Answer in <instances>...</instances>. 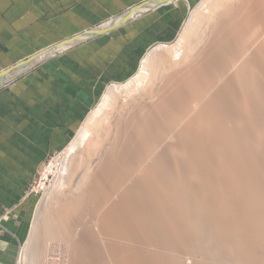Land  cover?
I'll return each mask as SVG.
<instances>
[{"label":"bare ground","instance_id":"obj_1","mask_svg":"<svg viewBox=\"0 0 264 264\" xmlns=\"http://www.w3.org/2000/svg\"><path fill=\"white\" fill-rule=\"evenodd\" d=\"M66 149L64 200L42 231L64 240L69 264H210L195 260L198 245L226 264H264L250 245H264V0L201 1Z\"/></svg>","mask_w":264,"mask_h":264},{"label":"crops","instance_id":"obj_2","mask_svg":"<svg viewBox=\"0 0 264 264\" xmlns=\"http://www.w3.org/2000/svg\"><path fill=\"white\" fill-rule=\"evenodd\" d=\"M194 2L0 0V264H17L38 204L26 189L45 161L110 84L177 39Z\"/></svg>","mask_w":264,"mask_h":264},{"label":"rangeland","instance_id":"obj_3","mask_svg":"<svg viewBox=\"0 0 264 264\" xmlns=\"http://www.w3.org/2000/svg\"><path fill=\"white\" fill-rule=\"evenodd\" d=\"M201 1L203 0H195L194 4L192 5L191 7V11H190V14H189V17L187 19V22L185 23L183 29L181 30L180 34L182 33V31L184 30V28L186 27V25L188 24V21L190 19V17L192 16V13L193 11L198 7V5L201 3ZM179 34V36H180ZM178 36V37H179ZM177 37V38H178ZM177 39H175L174 41L170 42V43H160V44H172L173 42H175ZM160 44L158 45H155V47H153L152 49L156 48L157 46H159ZM151 49V50H152ZM151 50H149L148 52H150ZM148 52L147 54L145 55V57L148 55ZM144 57V58H145ZM143 58V59H144ZM143 61V60H142ZM142 65V63H141ZM140 65V67H141ZM140 67L139 69L137 70V72L140 70ZM136 72V73H137ZM135 73V74H136ZM134 74V75H135ZM128 80V79H127ZM126 81V80H125ZM125 81H122V82H116V83H124ZM112 84L109 85V87L105 90V93L103 94V96L100 97L97 105L94 107L95 109L97 108V106L103 102V99H104V96L107 92V90H109L110 86ZM93 108V110H94ZM92 110V111H93ZM91 111V112H92ZM91 112L89 113V115L91 114ZM88 115V117H89ZM87 117V118H88ZM86 118V119H87ZM85 122V121H84ZM84 124V123H83ZM82 127V125H81ZM81 129V128H80ZM79 129V130H80ZM79 130L77 131L76 135L73 137V139L70 141V143L67 144V146L64 148V153H63V157L60 158L61 161H56L58 163L57 165V169L55 170L56 172H53L54 174V178H53V182H52V186L50 187V189L45 193L43 194L41 197H36L37 199H35V201L38 200V204L39 202L44 198L45 195H47V193H49L50 191H52V189L55 188V191L53 193V196H52V199L54 197V200H52L51 198H48L47 202L45 203V206L42 208V215H41V222L39 223V228L37 229H34L32 228L33 227V223H34V219H33V222H32V225H31V233H29V228L27 230V233H26V237L20 241V244H19V247H21L19 253H17V264H18V260L20 258V262H21V256H22V252L24 250V247L23 246H26L28 241L30 242L31 244V251H30V260H29V264H69V261H68V256H66V251L65 248H64V244L63 243V239H57V240H53L52 241H48L44 232L42 231L44 229V226L46 224V221H45V213L47 211H50V210H55L53 207L55 206V201L57 199H62V202L64 200V191L61 192V185H58L57 187L56 184H57V181H58V178H59V169L60 167H62L63 165V159H64V156H65V153H66V148L72 144V142L74 141V139L76 138ZM71 179L69 178V176L66 178L65 182H64V186L66 187V192L69 194V191L70 189H74L76 186H75V182H71L70 181ZM191 201H194L193 198H191ZM35 203V202H34ZM37 204V205H38ZM37 207V206H36ZM35 217V216H34ZM30 219H31V216H30ZM87 219V221H86ZM85 221L86 223H88V221L91 219V214L90 216L88 215V217H86ZM84 220V219H83ZM41 234V235H40ZM26 243V244H25ZM128 243V242H127ZM253 246H252V245ZM253 251L255 253H264V245H260V244H256V243H250ZM18 247V248H19ZM256 247V248H255ZM193 248H195L196 250V256H195V260L196 261H205V262H208L210 264H226L227 262L224 260H226V258H212L211 255L207 254L205 249L203 247H200L199 245L198 246H193ZM203 248V249H202ZM262 249V250H261ZM263 251V252H262ZM20 252H21V255H20ZM19 255V256H18ZM257 256V255H256ZM259 257V256H257ZM223 258V259H222ZM214 259V260H213ZM209 260V261H207ZM223 260V261H222ZM261 260H258V263L260 262ZM108 262V261H107ZM107 262H104V264H109ZM255 264H258L257 262H254ZM21 264V263H20Z\"/></svg>","mask_w":264,"mask_h":264},{"label":"built area","instance_id":"obj_4","mask_svg":"<svg viewBox=\"0 0 264 264\" xmlns=\"http://www.w3.org/2000/svg\"><path fill=\"white\" fill-rule=\"evenodd\" d=\"M62 152L63 150L57 151L46 160L44 166L37 172L34 180L26 189L28 194H33L35 196H42L45 194L52 184L54 178V174L53 172L49 171V167L55 160L61 158Z\"/></svg>","mask_w":264,"mask_h":264},{"label":"water","instance_id":"obj_5","mask_svg":"<svg viewBox=\"0 0 264 264\" xmlns=\"http://www.w3.org/2000/svg\"><path fill=\"white\" fill-rule=\"evenodd\" d=\"M25 65H27V63H24V61L22 62V63H20V64H18L16 67H14V69L15 68H20L21 66H25ZM14 69H8V73H13V70ZM2 77H4L5 78V75H2Z\"/></svg>","mask_w":264,"mask_h":264},{"label":"clouds","instance_id":"obj_6","mask_svg":"<svg viewBox=\"0 0 264 264\" xmlns=\"http://www.w3.org/2000/svg\"><path fill=\"white\" fill-rule=\"evenodd\" d=\"M154 47H155V46H154ZM62 150H64V149H62ZM45 162H46V161H45ZM36 197L38 198V197H41V196H36Z\"/></svg>","mask_w":264,"mask_h":264}]
</instances>
